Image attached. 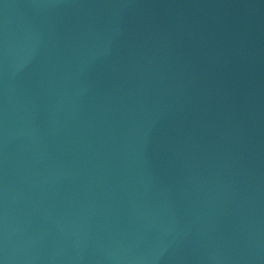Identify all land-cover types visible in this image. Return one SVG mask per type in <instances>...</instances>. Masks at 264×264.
Here are the masks:
<instances>
[{"label":"water","instance_id":"water-1","mask_svg":"<svg viewBox=\"0 0 264 264\" xmlns=\"http://www.w3.org/2000/svg\"><path fill=\"white\" fill-rule=\"evenodd\" d=\"M0 264H264V0H0Z\"/></svg>","mask_w":264,"mask_h":264}]
</instances>
